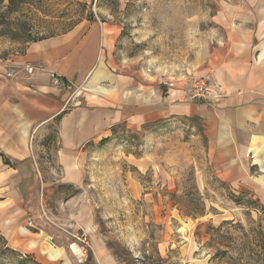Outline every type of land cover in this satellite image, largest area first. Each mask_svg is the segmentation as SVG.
<instances>
[{
	"label": "rangeland",
	"instance_id": "374dc122",
	"mask_svg": "<svg viewBox=\"0 0 264 264\" xmlns=\"http://www.w3.org/2000/svg\"><path fill=\"white\" fill-rule=\"evenodd\" d=\"M238 18L264 37V0H4L0 60L98 20L107 39L94 84L126 72L191 82ZM104 139L89 145L79 185L28 191L52 212L72 196L90 203L95 229L78 231L90 246L59 228L67 236L50 239L42 227L43 239L32 223L20 244L0 232V264H95L97 246L124 264H264V161L219 175L197 115L119 124Z\"/></svg>",
	"mask_w": 264,
	"mask_h": 264
},
{
	"label": "crops",
	"instance_id": "0c3cea01",
	"mask_svg": "<svg viewBox=\"0 0 264 264\" xmlns=\"http://www.w3.org/2000/svg\"><path fill=\"white\" fill-rule=\"evenodd\" d=\"M238 19V25L226 27L198 73L215 86L201 101L188 96L191 82L183 78L169 90L141 73L94 84L107 39L98 20H84L0 60V232L20 244L19 230L31 232L32 221L41 225L35 228L43 239L48 234L42 227L51 231L50 239L67 236L63 229L90 234L95 229L90 203L72 196L52 212L28 191L79 185L89 145L108 138L119 124L138 128L197 115L217 173L225 179L251 173L255 158L264 161V37H257L258 26L247 24V18ZM95 257V264H124L102 246L96 247Z\"/></svg>",
	"mask_w": 264,
	"mask_h": 264
},
{
	"label": "built area",
	"instance_id": "2783aa9c",
	"mask_svg": "<svg viewBox=\"0 0 264 264\" xmlns=\"http://www.w3.org/2000/svg\"><path fill=\"white\" fill-rule=\"evenodd\" d=\"M28 72L33 71V66L27 67ZM53 82L55 84L60 83V78L58 75H53ZM179 79L176 77H166L160 81V86L167 90L174 89L178 87ZM188 96L195 100L201 101L207 99L210 95H212L215 91V86L210 83L209 78L203 76H196L192 78L191 86L187 90ZM32 221H29V224H32ZM66 233H68L71 237L75 238L79 242L84 243L87 246L89 245L88 238L86 233H79V232H70L66 229H63Z\"/></svg>",
	"mask_w": 264,
	"mask_h": 264
},
{
	"label": "trees",
	"instance_id": "16d2710c",
	"mask_svg": "<svg viewBox=\"0 0 264 264\" xmlns=\"http://www.w3.org/2000/svg\"><path fill=\"white\" fill-rule=\"evenodd\" d=\"M1 2H3L4 0H0ZM24 0H21V2H23ZM15 0H9V6H12L14 4ZM69 31V30H68ZM67 31V32H68ZM66 33V32H65ZM46 39V38H45ZM40 40H43V39H40ZM39 39H34V42H37V41H40ZM106 139L102 140L105 141ZM0 155L3 156V154L1 153V150H0ZM5 161L8 162V160L4 157Z\"/></svg>",
	"mask_w": 264,
	"mask_h": 264
}]
</instances>
